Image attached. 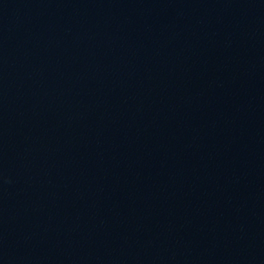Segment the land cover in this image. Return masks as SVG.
Instances as JSON below:
<instances>
[{"label":"water","instance_id":"obj_1","mask_svg":"<svg viewBox=\"0 0 264 264\" xmlns=\"http://www.w3.org/2000/svg\"><path fill=\"white\" fill-rule=\"evenodd\" d=\"M0 264H264V0H0Z\"/></svg>","mask_w":264,"mask_h":264}]
</instances>
